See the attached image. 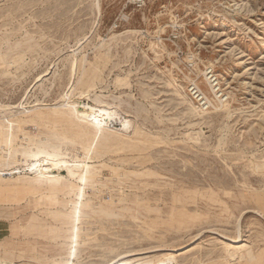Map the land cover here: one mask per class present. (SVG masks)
<instances>
[{"label":"rangeland","instance_id":"374dc122","mask_svg":"<svg viewBox=\"0 0 264 264\" xmlns=\"http://www.w3.org/2000/svg\"><path fill=\"white\" fill-rule=\"evenodd\" d=\"M209 66L229 98L201 110ZM0 261L264 264V0H0Z\"/></svg>","mask_w":264,"mask_h":264},{"label":"bare ground","instance_id":"6f19581e","mask_svg":"<svg viewBox=\"0 0 264 264\" xmlns=\"http://www.w3.org/2000/svg\"><path fill=\"white\" fill-rule=\"evenodd\" d=\"M73 53L75 54L76 52L73 51ZM75 57H76V54H75ZM208 68H213V67L212 66L206 67V70ZM206 70H204V76L206 75ZM205 79H206L207 84H208L209 81L207 79V76H205ZM225 88L227 89V87H225ZM211 90L213 91V89H211ZM67 94H69V93H67ZM227 97L229 98L228 91H227ZM227 100H225V101L216 100V101L221 102V106H224V104L226 103ZM211 102L213 105L212 100H211ZM63 106L71 108V110L74 113H76L78 118H80V119L86 121L87 123L93 125L99 131L103 130L105 127H109L110 123L112 121H115V120H118L120 122V124L122 126V130L128 131L130 129V127L132 126V122L130 119H127L125 116H122L121 115L122 113L120 114L116 108H112V107L107 106V105L96 106V105H92V104H85L82 101L72 102V101H70V99H68V100L65 99L63 102ZM27 166H28L29 172L30 171L34 172L35 176H37V177L56 176L57 175L55 173L56 170L58 172H60V171H62V169L65 168L68 171V176H70L72 178L78 179L80 181H86L88 178V164L85 162L74 161L72 163H67L65 160H60V159L55 158V157L37 155L34 157V160H32ZM229 246H230L229 250L232 251V255H235L236 253L238 255V252L242 251V248H243L242 246H235L234 244L229 245ZM251 251L248 253L249 259H253L255 257V254L252 253Z\"/></svg>","mask_w":264,"mask_h":264},{"label":"built area","instance_id":"2783aa9c","mask_svg":"<svg viewBox=\"0 0 264 264\" xmlns=\"http://www.w3.org/2000/svg\"><path fill=\"white\" fill-rule=\"evenodd\" d=\"M188 69L194 70L196 59L195 55H189L188 56ZM194 73V72H192ZM207 79L209 81V85L211 89H213L212 93L214 97H210L205 90L203 89L202 85L199 83L198 79L196 77H192L186 85V89L188 94L190 95L191 99L198 105V107L201 110H208L212 107L211 100H227V89L225 88V85L220 77V75L216 72L214 68H208L206 70Z\"/></svg>","mask_w":264,"mask_h":264}]
</instances>
